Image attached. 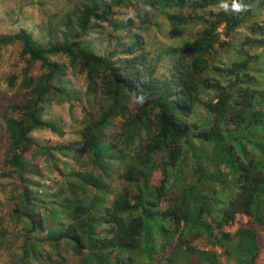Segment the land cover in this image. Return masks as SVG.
Here are the masks:
<instances>
[{
    "label": "trees",
    "instance_id": "obj_1",
    "mask_svg": "<svg viewBox=\"0 0 264 264\" xmlns=\"http://www.w3.org/2000/svg\"><path fill=\"white\" fill-rule=\"evenodd\" d=\"M71 1L5 13L0 264H260L264 0Z\"/></svg>",
    "mask_w": 264,
    "mask_h": 264
},
{
    "label": "rangeland",
    "instance_id": "obj_2",
    "mask_svg": "<svg viewBox=\"0 0 264 264\" xmlns=\"http://www.w3.org/2000/svg\"><path fill=\"white\" fill-rule=\"evenodd\" d=\"M68 1H65V0H0V36L12 34L10 21L8 18L10 17L12 19L14 16L10 14L8 17V16H5V13L8 11L9 13H12L13 10H17L18 5L30 6L29 10L32 14L34 21L36 22V24H41V23H45V21L47 20L45 11L53 13L59 10H68V8L71 6V4ZM71 2L74 3L73 1ZM42 4L44 5V7L42 6ZM151 35H152L151 39L153 40L154 45H156L155 46L156 48H158L161 42H164V43H169V42L178 43L179 42V39L176 36L171 35L169 31V27L165 24L163 25V28L159 30L158 35L156 32L151 33ZM7 48L8 49H6V47H3L2 50L0 51V108H4L5 106L9 104H13L19 101L18 97L16 96L17 90L14 88L9 89L6 86V83L4 82L5 79L8 77V75L17 73V67H16L17 64L19 67H21V64L19 63V59L17 58V55H16L17 49L14 46H9ZM67 79L69 80L70 88L73 91H75L78 94L80 93L83 94L86 88V81L83 75L74 74L73 72L69 71L67 73ZM81 100H82V103L80 104V106L86 105V99L81 96ZM80 106H78L75 109V115H79V116L81 115ZM58 113L65 121H68L69 114H68L67 106L59 110ZM44 138L49 141H61L55 136L50 135V134H45ZM4 148H5V141L4 139H1V136H0V154L1 155H2ZM0 159H1V156H0ZM158 173L159 172H157L156 174ZM249 226L250 224L247 218L238 216L234 225L225 228L224 231L233 235L235 234L237 229H239L240 227H249ZM257 238H258V243H259V261H260V264H264V228L258 230ZM197 246L199 248L206 247L203 243H198ZM69 264H71V262H69Z\"/></svg>",
    "mask_w": 264,
    "mask_h": 264
},
{
    "label": "clouds",
    "instance_id": "obj_3",
    "mask_svg": "<svg viewBox=\"0 0 264 264\" xmlns=\"http://www.w3.org/2000/svg\"><path fill=\"white\" fill-rule=\"evenodd\" d=\"M222 7H224L225 9H227V5H226V4H225V5H222ZM232 7H233V10H235V11H240V10H242V9H241V5H240L239 3H234V4L232 5ZM136 99H137V101H138L139 103H143L145 97H144L143 95H138V96L136 97Z\"/></svg>",
    "mask_w": 264,
    "mask_h": 264
}]
</instances>
